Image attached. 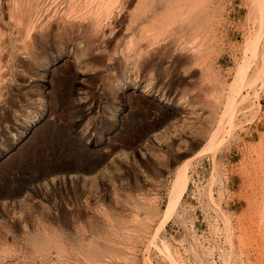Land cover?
Masks as SVG:
<instances>
[{
    "label": "rangeland",
    "instance_id": "rangeland-1",
    "mask_svg": "<svg viewBox=\"0 0 264 264\" xmlns=\"http://www.w3.org/2000/svg\"><path fill=\"white\" fill-rule=\"evenodd\" d=\"M0 264H264V0H0Z\"/></svg>",
    "mask_w": 264,
    "mask_h": 264
},
{
    "label": "bare ground",
    "instance_id": "bare-ground-1",
    "mask_svg": "<svg viewBox=\"0 0 264 264\" xmlns=\"http://www.w3.org/2000/svg\"><path fill=\"white\" fill-rule=\"evenodd\" d=\"M26 2V1H25ZM35 2V1H34ZM93 2H95V0H93ZM115 3V2H114ZM113 3V4H114ZM96 4V3H95ZM10 5V4H9ZM119 5V4H118ZM26 6V5H25ZM96 6V5H95ZM94 6V7H95ZM18 7V6H17ZM116 7V6H115ZM19 9V8H18ZM93 9V8H92ZM111 9V8H110ZM95 10V9H94ZM101 10V9H100ZM23 12V11H22ZM91 13V12H90ZM112 14V13H111ZM84 15V14H83ZM94 15V14H93ZM82 16V15H81ZM107 16V15H106ZM113 16V15H112ZM110 16V17H112ZM34 22V21H33ZM39 22V21H38ZM15 25V24H14ZM77 25V24H76ZM22 28V27H21ZM37 31V30H36ZM88 31V30H87ZM35 32V31H34ZM43 32V31H42ZM39 33V32H38ZM37 33V35H38ZM44 34V33H43ZM41 36V35H40ZM6 41V40H5ZM37 42V41H36ZM25 48V47H24ZM5 51V50H4ZM10 54V53H9ZM8 61V60H7ZM7 68V67H6ZM232 101V100H231ZM234 104V103H233ZM232 106V105H231ZM234 107V106H233ZM233 113V112H232ZM231 123V121H230ZM217 130V128H216ZM190 159V158H189ZM188 159V160H189ZM187 160V162L181 164V166L178 168L177 170V180L175 183V187L172 193V197L169 201L168 204V211H172L173 209H175V207L181 202L185 191L187 189V183H188V174H187V170H188V165L190 163V161L192 159H190L189 161Z\"/></svg>",
    "mask_w": 264,
    "mask_h": 264
}]
</instances>
